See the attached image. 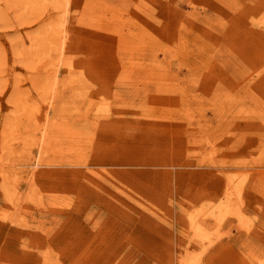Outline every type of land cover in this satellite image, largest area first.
I'll return each mask as SVG.
<instances>
[{
	"label": "rangeland",
	"instance_id": "obj_1",
	"mask_svg": "<svg viewBox=\"0 0 264 264\" xmlns=\"http://www.w3.org/2000/svg\"><path fill=\"white\" fill-rule=\"evenodd\" d=\"M44 1L0 0V264H264V0Z\"/></svg>",
	"mask_w": 264,
	"mask_h": 264
},
{
	"label": "bare ground",
	"instance_id": "obj_2",
	"mask_svg": "<svg viewBox=\"0 0 264 264\" xmlns=\"http://www.w3.org/2000/svg\"><path fill=\"white\" fill-rule=\"evenodd\" d=\"M43 1H44V0H43ZM55 1L57 2V0H55ZM60 1H61V0H60ZM69 1H70V0H69ZM69 1H68V2H69ZM15 2H16V1H15ZM23 2H24V1H23ZM26 2H27V1H26ZM31 2H32V1H31ZM62 2H63V0L61 1V3H62ZM64 2H67V0H64ZM72 2H73V1H72ZM75 2H76V1H75ZM75 2H73V3L75 4ZM28 3H29V2H28ZM34 3H36V2H34ZM44 3L47 5L46 1H44ZM31 4H32V3H31ZM31 4H30V6H31ZM36 4H37V3H36ZM42 4H43V3H42ZM42 4H41V5H42ZM45 4H44V5H45ZM71 4H72V3H71ZM28 5H29V4H28ZM33 5H34V4H33ZM48 5H49V4H48ZM38 6H39V4H38ZM50 6H51V4H50ZM61 6H62V5H61ZM68 6H69V5H68ZM68 6H67V7H68ZM74 6H75V5H74ZM28 7H29V6H28ZM54 7H55V6H54ZM67 7H66V8H67ZM77 7H78V6H77ZM26 8H27V7H26ZM35 8H37V6H36ZM39 8H40V7H39ZM45 8H46V7H45ZM45 8H44V9H45ZM27 9H28V8H27ZM74 9H75V8H74ZM61 10H62V9H61ZM77 10H78V9H77ZM68 11H69V10H68ZM70 12H71V11H70ZM61 15L63 16L64 14H61ZM61 15H60V16H61ZM74 15H75V14H74ZM76 15H77V14H76ZM67 16H68V15H67ZM63 18H65V17L63 16ZM63 18H62V19H63ZM66 18H67V17H66ZM59 19H61V18H59ZM64 20H65V19H64ZM68 20H69V19H68ZM59 21H60V20H59ZM72 21H73V20H71V22H72ZM61 22L64 23L65 21H61ZM61 22H60V23H61ZM69 22H70V21H69ZM69 22H68V23H69ZM73 22H74V21H73ZM56 23H57V21H56ZM58 23H59V22H58ZM58 23H57V24H58ZM65 23H66V22H65ZM74 24H75V22H74ZM51 25H53V24H51ZM60 25H61V24H60ZM60 25H56V26L58 27V30H59V26H60ZM62 25H63V24H62ZM62 25H61V27H62V28H65V27H63ZM64 25H66V27H67V24H64ZM53 26H54V25H53ZM57 27H56V28H57ZM54 28H55V27H54ZM54 28H53V29H54ZM62 28H61V30H62ZM65 31H66V30H65ZM57 32H58V31H57ZM48 33H49V31H48ZM59 33H60V30H59ZM59 33H58V37H59ZM65 33H66V32H65ZM60 34H62V33H60ZM45 35H46V34H45ZM47 35H48V34H47ZM47 35H46V36H47ZM49 36H53V35L50 34ZM49 36H48L47 38H50ZM60 36H61V35H60ZM58 37H57V38H58ZM61 38H62V37H61ZM53 39H54V38H53ZM44 40H46V39H44ZM49 40H50V39H49ZM55 40H56V39H55ZM59 40H60V38H59ZM56 41L58 42V40H56ZM40 43H42V41H40ZM52 43H54V41H53ZM42 44H43V43H42ZM47 44H48V43H47ZM49 44H50V43H49ZM57 44H58V47H60L59 44H61V42H60V43H57ZM43 45H44V44H43ZM50 45H51V44H50ZM50 45H49V46H50ZM52 45H53V44H52ZM54 45H55V44H54ZM65 45H66V44H65ZM65 45H64V46H65ZM49 46H48V47H49ZM56 47H57V45H56ZM58 47H57V48H58ZM58 49H59V48H58ZM58 49H57V50H58ZM64 49H65V48H64ZM59 51H61V49H59ZM59 51H58V53H59ZM58 53H57V54H58ZM69 60H70V59H69ZM66 61H67V60H66ZM66 61H65V63H66ZM62 62H63V61H62ZM70 64H71V63H70ZM56 66H57V65H56ZM72 66H73V65H72ZM72 66H71L70 68H73ZM68 67H69V66H68ZM34 87H35V85H34ZM35 88H36V87H35ZM36 89H37V88H36ZM56 89H57V88H56ZM54 90H55V89H54ZM56 91H57V90H56ZM79 94H80V93H79ZM81 94H82V93H81ZM82 96H83V95H82ZM82 96H81V97H82ZM86 98H87V96H86ZM42 100H44V98H43ZM74 100H75V99H74ZM75 101H76V100H75ZM83 101H85V99H84ZM81 102H82V101H81ZM72 103H73V102H72ZM77 103H78V102H77ZM83 103H85V102H83ZM83 103H82V104H83ZM73 105H76V106H77L76 102H75L74 104H72L71 106H73ZM80 105H81V103H80ZM106 105H107V104H106ZM106 105H105V106H106ZM27 106H28V105H27ZM39 106H41V105H39ZM76 106H75V107H76ZM83 106H84V105H83ZM28 107H29V106H28ZM34 108H35V107H34ZM71 108H72V107H71ZM98 108H99V107H98ZM98 108H97V109H98ZM109 108H110V107H109ZM37 109H38V108H37ZM100 109H102V108H100ZM111 109H112V108H111ZM24 110H25V109H24ZM70 110H73V109H70ZM70 110H68L69 113H70ZM78 110H79V107H78ZM102 110H103V109H102ZM102 110H101V111H102ZM106 110H107V109H106ZM28 111H29V110H28ZM31 111H32V110H31ZM81 111H82V110H81ZM36 112H37V111H36ZM71 112H72V111H71ZM74 112H75V111H74ZM111 112H112V111H111ZM191 112H192V111H191ZM21 113H22V111H21ZM103 113H104V112H103ZM108 113H110V110H109ZM80 114H81V112H80ZM83 114H84V113H83ZM95 114H96V112H95ZM97 114H99V115H97V117L99 118V117H100V114H102V112H100V113L97 112ZM203 114H204V113H203ZM38 115H39V114H38ZM38 115H37V119H38ZM29 116H30V115H29ZM33 116H34V118L36 117L35 114H34ZM186 116H187V115H186ZM203 116H205V114H204ZM68 117H69V116H68ZM68 117H67V118H68ZM75 117H76V116H75ZM77 117H78V116H77ZM30 118H31V117H30ZM34 118H33V120H34ZM101 118H102V116H101ZM87 119H88V118H87ZM188 119H189V118H188ZM66 120H69V119H66ZM71 120H72V119H71ZM19 121H20V120H19ZM21 121H22V120H21ZM52 121H53V120H52ZM54 122H55V121H54ZM60 122H61V121H60ZM72 122H73V121H72ZM210 122H211V121H210ZM21 123H22V122H21ZM56 123H57V122H56ZM58 123H59V122H58ZM85 123H86V122H85ZM60 124H61V123H60ZM68 124H70V123H68ZM82 124L85 125L84 123H82ZM56 125H57V124H56ZM57 126H59V124H58ZM60 126H61V125H60ZM20 127H21V125H20ZM47 127H48V126H47ZM65 127H66V129L68 128L67 126H65ZM57 128H58V127H57ZM57 128H56V129H57ZM60 128H61V127H60ZM69 128H70V127H69ZM83 128H84V126H83ZM45 129H46V128H45ZM50 129H51V127H50ZM41 130H42V129H41ZM59 130H60V132H61V129H58V131H59ZM70 131H71V130H70ZM36 132H37V131H36ZM67 132H68V131H67ZM73 132H75V131H73ZM58 133H59V132H58ZM43 134H44V132H43ZM53 134H54V133H53ZM46 135H47V133H46ZM48 135H49V134H48ZM48 135H47L46 138H48ZM60 135H61V133H60ZM75 135H77V134H75ZM44 136H45V134H44ZM63 136H64V135H63ZM67 136H68V135H67ZM17 137H18V136H17ZM22 137H23V136H21V139H22ZM65 137H66V135H65ZM27 138H28V137H27ZM60 138H61V137H60ZM74 138H75V137H74ZM67 139H68V137H67ZM59 140H60V139H59ZM75 140H77V138H76ZM28 141H29V140H28ZM57 141H58V140H57ZM77 141H78V140H77ZM6 142H7V141H6ZM78 142H79V141H78ZM31 143H32V142H31ZM80 144H81V143H80ZM29 145H31V144H27V146H29ZM53 146H54V145H53ZM214 146H216V145L214 144ZM57 147H58V146H57ZM47 148H48V147H47ZM14 149H15V148H14ZM28 149H30V148H28ZM32 149H33V148H32ZM44 149H46V148H44ZM48 149H49V148H48ZM219 150H220V149H219ZM262 150H263V148H262ZM80 151H81V150H80ZM30 152H31V150H30ZM215 152H216V150H215ZM220 152H221V151H220ZM46 153H47V152H46ZM217 153H218V152H217ZM261 153H262V151H261ZM14 156H15V155H14ZM18 156H19V155H18ZM23 156H24V155H23ZM31 156H32V154H31ZM36 156H37V154H36ZM12 157H13V156H12ZM12 157H11V158H12ZM13 158H15V157H13ZM38 158H41V157H38ZM15 159H16V158H15ZM34 160H35V159H34ZM33 163H34V162H33ZM24 164H25V163H24ZM33 165H34V164H33ZM66 166H67V165H66ZM66 166H65V167H66ZM65 167H64V168H65ZM57 169H58V167H56V170H57ZM61 169H63V168H61ZM67 169H68V171H69V168H67ZM26 171H27V170H26ZM57 171H58V170H57ZM65 171H66V170H65ZM23 172H24V171H23ZM29 172H30V171H29ZM66 172H67V171H66ZM30 175H31V174H30ZM229 176H230V175H229ZM3 178H4V177H3ZM31 178H32V177H31ZM230 178H231V177H230ZM233 178H234V177H232V180H233ZM228 179H229V177H228ZM234 181H235V180H234ZM229 182H230V181H229ZM4 183H6V182L4 181ZM231 183H232V182H231ZM228 184H229V183H228ZM5 186H6V185H5ZM233 186H235V185H233ZM6 187H7V186H6ZM235 187H236V186H235ZM8 188H9V187H8ZM9 189H10V188H9ZM230 189H231V188H230ZM235 189H237V188H235ZM7 191H10V190L7 189ZM233 192H234V190H233ZM229 194H230V193H229ZM232 194H233V193H232ZM234 194H235V193H234ZM7 198H8V197H7ZM221 200H222V199H221ZM224 201H226V200H224ZM232 201H233V199H232ZM232 201L230 200L229 202H232ZM219 202H220V201H219ZM219 202H218V203H219ZM226 203H227V201H226ZM233 203H234V202H233ZM219 204H220V203H219ZM230 204H231V203H230ZM216 205H217V204H216ZM221 205H222V204H221ZM233 205H234V204H233ZM229 206H230V205H229ZM224 207H226V206H224ZM230 207H231V206H230ZM234 207H235V206H234ZM231 208H232V207H231ZM226 209H227V208H226ZM226 209H225V210H226ZM198 212H199V211H198ZM220 212H221V210H220ZM204 213H205V212H204ZM224 213H226V212H224ZM228 213H229V212H228ZM220 214H221V213H220ZM220 214H219V215H220ZM200 215H201V214H200ZM205 216H206V215H205ZM218 217H219V216H218ZM220 217H221V215H220ZM221 219H222V218H220V220H221ZM222 220H223V219H222ZM192 222H193V221H192ZM195 223H197V222L195 221ZM240 223H241V222H240ZM240 223H239V225H240ZM193 224H194V223H193ZM242 224H243V223H242ZM198 225H199V224H197L196 226H198ZM194 227H195V226H194ZM199 228L201 229L200 226H199ZM202 230H204V229H202ZM202 230H201V231H202ZM194 231H195V230H194ZM196 232H197V231H196ZM204 232H205V231H204ZM197 233H198V232H197ZM198 234H199V233H198ZM202 234H204V233H202ZM205 234H206V233H205ZM195 235H196V234H195ZM199 235H201V234H199ZM206 235H207V234H206ZM204 236H205V235H204ZM204 236H203V238H204ZM207 236H208V235H207ZM196 237H197V238H201L200 236L198 237V235H196ZM194 239H195V237H194ZM205 239H206V238H205ZM210 239H211V238H210ZM203 241H204V239H203ZM203 249H204V248H203ZM202 254H203V253H202ZM189 255H190V254H189ZM191 256H192V254H191ZM193 257H195V256H192V258H193ZM195 258H196V257H195ZM195 258H194V259H195ZM186 259H187V258H186ZM199 260H200V258H199ZM186 261H187V260H186ZM195 262H196V261H195ZM198 264H199V263H198Z\"/></svg>",
	"mask_w": 264,
	"mask_h": 264
}]
</instances>
